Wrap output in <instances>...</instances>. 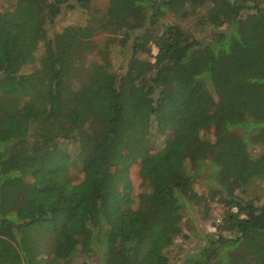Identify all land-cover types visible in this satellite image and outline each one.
I'll return each mask as SVG.
<instances>
[{"label": "trees", "instance_id": "trees-1", "mask_svg": "<svg viewBox=\"0 0 264 264\" xmlns=\"http://www.w3.org/2000/svg\"><path fill=\"white\" fill-rule=\"evenodd\" d=\"M92 1L0 10V264H171L188 210L190 264H264V0H108L55 32Z\"/></svg>", "mask_w": 264, "mask_h": 264}, {"label": "rangeland", "instance_id": "rangeland-1", "mask_svg": "<svg viewBox=\"0 0 264 264\" xmlns=\"http://www.w3.org/2000/svg\"><path fill=\"white\" fill-rule=\"evenodd\" d=\"M108 0H93L92 4L89 8H83L79 6L74 11L66 10L64 14L61 15L56 25L54 26V30L62 31L69 27H74L78 30H84L87 27H92L94 25V19L98 15L99 9H103L106 7ZM8 4V0H0V10H2ZM173 18L165 19L164 22L169 24L172 22ZM48 33V32H47ZM42 50V46L37 51L39 54ZM152 52L154 55L157 54L158 50L156 47L152 46ZM113 64L117 69L125 63V58L121 55V53L116 50L112 56ZM24 69V67H23ZM254 133V136H256ZM264 142L254 141V146L251 148L250 152L253 156H257L264 151ZM160 147L165 145L164 139L159 144ZM155 152V151H153ZM138 167H134L132 169V179L137 187L140 183L138 178ZM251 180V179H249ZM248 193L251 197L259 199L261 203L264 204V178L262 179H252L249 181ZM200 193L205 191L204 187H199L197 189ZM137 193V190H136ZM212 216L217 218H223L224 216V208L218 204H214L212 206ZM197 219V220H196ZM185 226L184 229L188 231V234H191V237L187 240L183 239V237H178L176 240V247L171 249L170 252V260L171 264H190V255L197 253L198 249L201 248L203 242L201 240L200 234L197 233V228L203 230L205 228L204 225H200L199 223V215L195 211L192 213L191 210L185 212ZM211 231V230H210ZM225 236L231 237V233L225 232ZM181 248V249H180ZM69 264H88L86 259L81 256H75L69 262ZM89 264H91L89 262Z\"/></svg>", "mask_w": 264, "mask_h": 264}, {"label": "built area", "instance_id": "built-area-1", "mask_svg": "<svg viewBox=\"0 0 264 264\" xmlns=\"http://www.w3.org/2000/svg\"><path fill=\"white\" fill-rule=\"evenodd\" d=\"M220 220H221V219L219 218V219H218V222H220ZM215 230H216V228H214V227L211 228V231H215Z\"/></svg>", "mask_w": 264, "mask_h": 264}]
</instances>
